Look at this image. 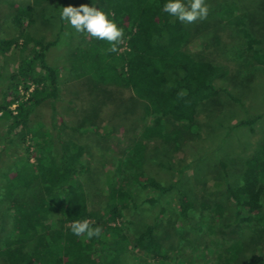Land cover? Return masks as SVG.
Segmentation results:
<instances>
[{"label": "trees", "instance_id": "16d2710c", "mask_svg": "<svg viewBox=\"0 0 264 264\" xmlns=\"http://www.w3.org/2000/svg\"><path fill=\"white\" fill-rule=\"evenodd\" d=\"M94 2L95 7L104 11L123 30L119 43H116V51L110 50V42L72 28L71 36L77 37L79 43L70 48L69 60L62 68L46 61L47 51L59 40L63 25H68L66 20L59 18V12L61 7L88 4L89 0L9 2L12 13L9 22L15 27V35L0 37V53L11 61L9 72L5 75L0 73V81L5 80V89L16 95V106L11 110L7 106L10 102H0V125L4 129L0 134V169L8 158L11 160V168L0 176L4 181L0 184V264L166 263L167 249L163 246L166 229L157 226L158 219L155 217L152 223L131 234L123 214L128 208L136 210L141 206V202H136L132 195L135 187L158 191L153 199L145 198L156 202L161 194L177 189L176 179L161 184L141 172L146 147L156 139L162 144L173 143L172 139H175L174 145H178L181 136L188 137L195 128L200 103L219 94L235 105L243 106L239 97L216 83L228 73L227 66L204 58L202 52L211 48L210 41L214 38H209L208 33L207 38H200L191 50L193 27L163 12L165 0ZM237 8L238 0H224L215 7V19L224 25L236 26L244 37L245 46L241 50L244 67L255 65L264 69V46L261 50L254 47L258 39L252 36L242 17L236 14ZM255 21L256 24H264ZM48 32H54V37L47 38ZM62 69L65 75L71 76L68 94H63L61 88L63 76L59 72ZM20 84L24 87L30 84L33 90L24 96L18 91ZM91 88L100 96H96L95 104L90 102L89 109L85 110L86 103L79 105L77 102ZM125 90L130 92L128 99L123 96ZM44 101L49 102L51 126L56 120L78 134L89 131L104 139L116 131L117 124H110L111 120L116 118L125 122L127 113L141 109V113L133 118L136 134L126 131L125 145L113 154L114 158L119 155L114 165L116 173L107 182L102 212L88 206L87 192L79 178L85 172L84 148L79 144L62 140L55 133L51 138L41 139V143L51 148L53 138H56L58 150L36 153V161L30 160L32 136L38 130L31 120ZM59 102L65 105L63 109L66 111L81 113L76 124L63 119L57 106ZM106 105L115 106L108 119L101 114L102 107ZM259 118L260 114L245 117L236 121L233 127L246 126L252 133ZM14 143L23 146V156L6 154ZM228 161L223 156L218 157L215 165L225 171ZM169 164L160 163L166 169L171 168ZM239 170V179L234 184L225 183V200H232L231 210L221 203L209 206L201 201L205 208L201 210L194 228L201 230L204 226L213 233L208 219L212 217L222 222L226 217L228 221L222 225L229 227L227 235L236 236L222 238L224 246L217 253V263L264 264V255L251 256L264 248L255 247L252 243L257 239V233L264 234V203L261 202L264 197V144L244 158ZM12 173L14 175L6 182ZM179 190L180 217L184 218L192 202ZM250 202L251 205L247 204ZM245 217L250 219L245 221ZM82 220H87L90 227L99 226L101 235L92 238L83 234L75 236L71 232V224ZM242 224L247 227V232L242 229ZM177 231L180 232L181 228ZM241 256L244 257L240 262ZM203 258L205 256L199 259L201 263H204ZM199 261L191 257L182 262L200 264Z\"/></svg>", "mask_w": 264, "mask_h": 264}, {"label": "rangeland", "instance_id": "374dc122", "mask_svg": "<svg viewBox=\"0 0 264 264\" xmlns=\"http://www.w3.org/2000/svg\"><path fill=\"white\" fill-rule=\"evenodd\" d=\"M10 1L19 2L21 0H0L1 38L15 35V27L9 22L12 15L9 10ZM222 1L224 0H205L208 8L207 16L203 20L197 19L188 23V27H193V39L189 48L194 50L197 42L207 38L208 33H210L209 38L214 39L210 41L211 48L202 52L204 58L227 66L228 73L220 77L216 83H219L218 85H221L235 97H239L243 101V106L241 107L242 104L238 103L235 105L230 100H226L222 94H219L200 103V105L206 103L207 105L201 107L199 105L197 118L195 117V128L188 137L181 136L178 145H174L175 139H172L173 143L162 144L158 139L148 143L140 170L144 175L154 177L161 184H168L175 179L178 180L176 188L187 194L192 202V206L187 209L184 218L180 217L182 213L177 189H171L161 194L158 198L159 201L156 202L148 199H153L158 195V191L149 187H135L132 190V195L136 202H141V206L136 210L129 206L131 209L128 208L129 210L123 211L128 221L126 226L131 234L143 228L145 224L152 223L155 217L158 219L157 226L166 229L163 246L167 249L168 259L164 264H186L182 261L186 262L191 257L199 261L203 256H205L202 259L204 263L199 261L200 264H218L215 259L221 246H224L221 244L222 238L227 239L228 236L235 237L236 235H227L229 234V227L225 228L222 225L227 223L228 219L226 217L222 218V222H218L217 219L212 217L208 219V222L212 224L213 233H210L204 226L201 230H196L194 223L198 222L201 210L205 208L201 206L200 202L203 201L209 206L221 203L231 210L233 202L229 199L225 200V183L234 184L239 179V169L244 158L256 147L264 144V69H258L253 64V66L244 67V59L241 56V50L245 46L244 37L238 32L236 26L230 27L215 19L217 17L215 7ZM212 7H214V10ZM236 14L242 17L245 27L251 32L252 36L258 39L254 47L261 50L264 46V41H261L264 37V24H256L257 21L254 22V20L264 22V0H238ZM182 23L186 25L185 22L182 21ZM71 31L72 27L69 24L66 27L63 25L59 40L46 53V61L50 65L62 68L64 63L68 62L70 48L79 43L77 37L71 36ZM48 33L47 38L52 34L54 35V32ZM9 65L11 66L9 57L0 53V73L2 75L9 72ZM59 74L61 77L63 76L61 80L63 94H68L71 76L65 75L63 69L60 70ZM24 86V84H20L18 91L26 96L30 85ZM5 88L6 81H0V102L5 101V104L10 102L7 106L9 109L14 110L16 95L12 90L9 91ZM93 91L91 88L90 91L83 93L84 95L81 94L83 96L79 100L80 103L77 102L79 105L85 102V110L89 109L90 102L95 104L96 96H98L97 98L100 96L94 94ZM129 94V91L125 90L123 92L126 99H128ZM57 106L63 115V119L73 124L78 122L81 116L79 111L76 114L68 112L63 109L65 105L60 102L57 103ZM113 107L115 106L106 105L102 107L101 114L105 119L109 118L108 114L114 109ZM140 113L141 109H137L132 114L127 113V116H124L125 122L117 121L116 118L111 120L110 124L111 122L117 124L116 131L110 138L104 139L89 131L78 134L63 127L56 120L52 122L55 126V130H53L52 120L49 117V102L44 101L39 105L31 120V124L38 127V130L32 136L30 160L36 161V153L40 154L48 149L50 152L58 150L59 145L56 138H53L54 144L51 148L41 143V139L51 138L55 133H58L62 140H71L79 144L84 148L82 160L85 165V172L79 178L87 192L88 206L89 208H97L102 212L107 182L110 178H114L116 173L114 165L119 155L115 158L113 156L117 150L122 149L125 145L126 131L130 130L129 134H136V131L133 130L135 126L133 118L135 114L139 115ZM255 114H260V118L253 125L254 132L250 133L249 128L246 126L233 127L236 121ZM105 127L101 128L99 132L102 133ZM3 132L4 129L0 125V134ZM34 141L36 142L34 143ZM6 154L23 156L24 148L14 143L9 147ZM222 156L225 160H229V165L225 171L220 170L217 164L215 165L216 159L218 157L222 158ZM6 162L1 164L0 176L4 170L7 171L11 168V160L8 158ZM160 163H170L171 168H162ZM13 175L14 173L8 175V179L5 181H9V178ZM2 182L4 181L1 177L0 184ZM145 198L148 199L145 200ZM261 202L264 203V197L261 198ZM247 204L251 205V202ZM161 209L163 210L161 211ZM249 219L250 217H245V221ZM242 226V229H245L244 232H247V227L244 224ZM180 228L181 231L178 232L177 230ZM223 232L224 234H222ZM210 239L213 242H210ZM252 243L255 247H264V234L257 233V239H254ZM263 255L264 248L256 250L251 256L256 258ZM243 257H240V262L243 261ZM177 258L179 260L176 261Z\"/></svg>", "mask_w": 264, "mask_h": 264}, {"label": "clouds", "instance_id": "9594fccd", "mask_svg": "<svg viewBox=\"0 0 264 264\" xmlns=\"http://www.w3.org/2000/svg\"><path fill=\"white\" fill-rule=\"evenodd\" d=\"M94 5V0H89L88 4L61 7L59 18L66 20L76 32H86L91 37L110 42V50L116 51V43H119L123 30L114 20L108 18L104 11ZM162 10L169 16L186 23L197 19L203 20L208 14L205 0H165ZM71 232L77 237L83 234L86 238H92L101 235V228L90 227L87 220L73 221Z\"/></svg>", "mask_w": 264, "mask_h": 264}, {"label": "built area", "instance_id": "2783aa9c", "mask_svg": "<svg viewBox=\"0 0 264 264\" xmlns=\"http://www.w3.org/2000/svg\"><path fill=\"white\" fill-rule=\"evenodd\" d=\"M30 85V84H29ZM33 90V86L32 85H30L29 86V88H28V92H26L27 94L30 92V91H32ZM27 94H26V96H27ZM25 96V95H24Z\"/></svg>", "mask_w": 264, "mask_h": 264}]
</instances>
